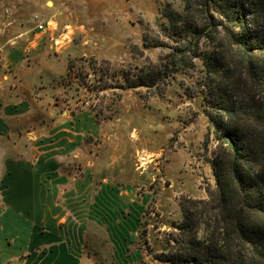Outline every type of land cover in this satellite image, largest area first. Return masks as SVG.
<instances>
[{"label": "rangeland", "instance_id": "rangeland-1", "mask_svg": "<svg viewBox=\"0 0 264 264\" xmlns=\"http://www.w3.org/2000/svg\"><path fill=\"white\" fill-rule=\"evenodd\" d=\"M168 6L186 8L184 0H0V81L19 69L22 92L33 85L41 127L53 126L55 106L58 143L63 132L72 138L79 183L64 238L82 244L86 264H172L159 256L178 249L182 204L216 189L201 67L173 65L152 88L132 89L122 78L172 50L161 30ZM82 57L94 62L87 70L96 90L69 76L70 61L78 72Z\"/></svg>", "mask_w": 264, "mask_h": 264}, {"label": "trees", "instance_id": "trees-1", "mask_svg": "<svg viewBox=\"0 0 264 264\" xmlns=\"http://www.w3.org/2000/svg\"><path fill=\"white\" fill-rule=\"evenodd\" d=\"M184 2L185 12L168 6L161 25L173 41L170 53L137 68L134 77L122 74L137 89L157 86L173 65H199L206 73L202 101L215 128L216 189L182 204L185 217L173 239L178 249L159 257L172 264H264V0ZM208 35L213 44L203 49ZM81 60L78 72L70 61L69 76L96 90L87 70L94 62Z\"/></svg>", "mask_w": 264, "mask_h": 264}, {"label": "crops", "instance_id": "crops-1", "mask_svg": "<svg viewBox=\"0 0 264 264\" xmlns=\"http://www.w3.org/2000/svg\"><path fill=\"white\" fill-rule=\"evenodd\" d=\"M19 72L13 67L0 81V264H86L82 244L64 238L79 183L71 175L72 138L63 132L58 143L55 106L53 126L41 127L33 85L22 92Z\"/></svg>", "mask_w": 264, "mask_h": 264}, {"label": "built area", "instance_id": "built-area-1", "mask_svg": "<svg viewBox=\"0 0 264 264\" xmlns=\"http://www.w3.org/2000/svg\"><path fill=\"white\" fill-rule=\"evenodd\" d=\"M43 27V25H40V28H42Z\"/></svg>", "mask_w": 264, "mask_h": 264}]
</instances>
